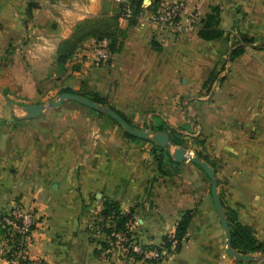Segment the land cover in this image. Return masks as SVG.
Masks as SVG:
<instances>
[{"label":"crops","instance_id":"obj_1","mask_svg":"<svg viewBox=\"0 0 264 264\" xmlns=\"http://www.w3.org/2000/svg\"><path fill=\"white\" fill-rule=\"evenodd\" d=\"M172 1L140 0L134 24L120 16L123 34L106 63H95V39L87 38L60 66L59 44L71 36L75 23L118 13L116 0H0V214L14 202L34 209L28 254L40 264L236 260L205 248V236L189 237L197 219L212 216L210 186L201 169L187 160L173 166L163 159L161 171L151 142L125 136L95 111L66 107L23 118L15 92L32 102L27 105L55 99L62 88L98 92L136 127L143 123L151 129L160 121L174 127L189 143L198 142L194 153L213 164L222 203L264 244V48L253 42L228 60L239 39L264 37V0H182V20L196 14L195 28L186 31L149 19L152 9ZM215 5L221 9L224 36L205 40L197 30ZM26 86L31 87L27 97L22 95ZM195 199L200 208L193 211L187 238L177 253L159 262L103 259L90 236L104 202L114 201L124 213L133 210L141 244L159 245L174 234ZM0 264H6L1 251Z\"/></svg>","mask_w":264,"mask_h":264},{"label":"trees","instance_id":"obj_2","mask_svg":"<svg viewBox=\"0 0 264 264\" xmlns=\"http://www.w3.org/2000/svg\"><path fill=\"white\" fill-rule=\"evenodd\" d=\"M125 5H129L130 7L131 12L129 15L124 14L123 8ZM139 5H140V0L138 1L132 0L130 3L120 2L118 13L113 14V15H107L101 20H99L100 22L93 21L94 19H90V22L87 23V21H89L87 20L86 22H83L77 27H75L71 36L60 42L58 51H57V59H56L57 63L60 66L63 65L74 54L78 46L87 38L107 39L109 43L108 45H109L110 51L113 52L116 49L118 38L123 34L122 30L118 26V18L120 16L128 17L129 23L134 24L136 21V17L139 14ZM220 13H221V9L219 6L215 5V6L210 7V12L207 13L206 16L201 20L200 22L201 25L199 29L197 30V34L200 38L205 39V40H212V39H219L224 36V30L219 26L220 18H221ZM254 41H255V38L252 37L249 39H242L240 42H236L228 54V60L232 61L233 59L238 57L240 54L244 52L245 46L252 44ZM61 92L78 93L70 88H62L60 90V93ZM82 95H84L85 97L89 98L90 100L102 106H108L114 109L129 124L132 125L131 121L128 118H126L120 111L116 110L112 106H109L106 97L102 96L98 92H89L87 94H82ZM88 108L92 111L98 112L100 115L106 114L102 111H97L90 107ZM117 125L120 126L119 124ZM151 129L157 132L166 133L169 137V141L171 142L173 146L184 147L183 141H182L183 137L181 133L176 131L174 127L169 126L165 122L160 121L157 125H152ZM124 135L134 140L138 139L136 137L129 135L125 131H124ZM152 145H153L154 153H156V151H159L156 157L159 161V167H160L159 169L161 171H162L164 157L166 158L165 160L169 162L170 164H172L173 166H178V164L181 163V161L175 162L172 159L169 151L165 147H159L153 143ZM163 149H164L163 152L165 156H163V152H162ZM195 156L204 160L207 164L213 167V164L210 162L207 156L203 155L200 152H196ZM194 165L197 166L196 164ZM198 168L201 169L200 167ZM202 171L204 172V170ZM224 210H225V214H226L229 227L231 230V234H232L233 249H235L236 251L240 253H244V254H252L256 252L263 253L264 244L258 241V239L256 238L254 234V230L250 226L240 222V220L238 219L237 213L234 209L224 207ZM192 212L193 211L191 209L184 210L179 220L176 222L175 232H174V237L178 242L176 247L174 248L176 251L179 250L181 242L184 239V236L187 232L189 222L192 218ZM99 214L104 218H111L112 221L115 223L114 225L116 229H124L127 221L133 216V210H130L129 212L124 213L119 209L118 204L116 202L106 201L104 202L103 207L101 208ZM163 244L166 248H169L170 242L168 241V237L163 238ZM101 245L105 246L104 243H101Z\"/></svg>","mask_w":264,"mask_h":264},{"label":"built area","instance_id":"obj_3","mask_svg":"<svg viewBox=\"0 0 264 264\" xmlns=\"http://www.w3.org/2000/svg\"><path fill=\"white\" fill-rule=\"evenodd\" d=\"M123 10L126 15L131 12L129 5H125ZM184 11L185 3L182 0L163 2L149 14V19L153 23L176 31L193 30L196 14L186 16L183 21ZM108 44V40L104 38L94 40L95 63L103 64L111 58L112 52ZM36 221L34 209L20 202H14L7 211L0 214V251L5 256L6 264H40L37 260L31 259L28 254V244L31 241V233ZM136 222L137 218L133 215L125 224L124 229H116L111 218L97 215L91 226L90 236L99 243L101 258L109 259L111 256H116L129 262H154L167 254L169 249L176 247L178 242L174 234L168 237L169 248L164 246L163 241L156 246L141 244L134 232Z\"/></svg>","mask_w":264,"mask_h":264},{"label":"water","instance_id":"obj_4","mask_svg":"<svg viewBox=\"0 0 264 264\" xmlns=\"http://www.w3.org/2000/svg\"><path fill=\"white\" fill-rule=\"evenodd\" d=\"M64 100H72L75 102H78L80 104H83L87 107H90L92 109H95L97 111H102L106 113L109 117H111L117 124H119L125 132H127L129 135L136 137L141 140H145L148 142H151L159 147H165L172 159L175 162H180L183 160H188L194 164H196L198 167H200L204 172L206 173L209 182H210V195L212 198V202L214 205V208L217 212L220 224L222 229L225 233V253L231 257H234L241 261L246 262H263L264 263V255H257V254H244L236 251L232 247V234L229 227V223L222 205L221 198L217 191V180L215 177V170L213 167H211L209 164H207L204 160L200 159L199 157L193 155L192 153L188 152L185 148L179 147L174 148L171 142L169 141V137L164 132H157L153 131L149 128H142V127H134L131 124H129L118 112H116L114 109L108 107V106H102L89 98L85 97L82 94L73 93V92H61L58 96V98L54 101H51L47 105L43 104H29L23 108L25 111V114L23 115V118H34L41 114V112L49 107H58L62 104ZM6 104H8L10 107H12V103H10L7 99H5Z\"/></svg>","mask_w":264,"mask_h":264},{"label":"rangeland","instance_id":"obj_5","mask_svg":"<svg viewBox=\"0 0 264 264\" xmlns=\"http://www.w3.org/2000/svg\"><path fill=\"white\" fill-rule=\"evenodd\" d=\"M120 2L121 1H117L116 0V3H117V9H119V4H120ZM152 10H154V9H152ZM105 16H107V15H103V14H98V15H90V16H88V17H86V18H84V19H81V20H79V21H77L76 23H75V25H74V28L75 27H77L78 25H80L81 23H83V22H86L87 20H89V21H87V23L88 22H90V19H94L93 21H99V20H101L102 18H104ZM100 22V21H99ZM241 41V39H239L238 40V42H240ZM254 42H256V46L255 47H260V48H264V37H262V38H260V40L258 41V38H255V41ZM250 45V44H249ZM63 70V69H62ZM62 70H60V72L62 71ZM28 89L24 92V93H22V95H24V96H29L30 95V92H29V88H31L30 86H26ZM54 97H56L55 99H47V100H44V101H42L41 103L43 104V105H47V104H49L51 101H54V100H56L57 99V97L58 96H54ZM13 101L15 102V103H17L18 105H21L22 106V108L21 109H23L28 103H32L29 99H27V98H23L21 95H17L16 94V92H15V94H13ZM66 107H70V108H74V107H76V108H80V109H82V110H86V112H94V111H92V110H90L87 106H85V105H82V104H80V103H78V102H75V101H70V100H64L63 102H62V104L60 105V106H58V107H49V108H46V109H44V110H55V111H58V110H60V109H64V108H66ZM46 112H48V111H44V113H41V114H46ZM101 119H102V121L104 122H109V123H113V121H112V119H110L106 114H103V116H101ZM115 124V123H114ZM139 125H142V126H137V127H144L145 126V124H139ZM136 126V125H135ZM120 128H122V127H120ZM122 130H123V128H122ZM189 137V136H188ZM182 141H183V145H184V147L183 148H185L188 152H190V153H192L193 155H195V150H196V146L197 145H199L198 144V142H195V141H193V142H191V143H189L188 142V138L187 139H184V138H182ZM193 146H195L194 148H193ZM175 148H179V147H175ZM164 151V149L162 150V152ZM161 156V155H160ZM163 156H165L164 155V152H163ZM166 158L164 157V160H165ZM166 161V160H165ZM182 162V161H181ZM187 162H189V163H191L190 161H188L187 160ZM214 164H215V162H214ZM169 166H170V164H169ZM162 167L163 168H166V164L163 162V165H162ZM170 168H173L172 167V165L170 166ZM173 171V173H174V170H172ZM176 173V172H175ZM174 173V174H175ZM204 177H205V182H206V186L207 187H209L210 186V182H209V180L207 179V177L204 175ZM174 178V177H173ZM207 191L208 192H210L209 191V188L207 189ZM222 193H224V192H222ZM224 201H226V199H224ZM195 202H196V205H194L192 208H186L185 210H187V209H191L192 211H194L195 209H199L200 207H199V202L197 201V199H195ZM224 205V204H223ZM214 205H212L211 204V206L209 207V212H211V214H212V216L211 217H209L210 216V214H208V215H206L205 214V218L203 219L202 217V219L200 218V219H197L196 220V225H193V227H192V229H193V232H191L190 231V234H189V237H194L193 235H194V233H196V235H202V236H205V238H206V241H205V248H207V249H209V251H213V252H215V254H217V253H219V254H221V255H227L225 252H224V247H225V234L222 232V230H221V228H220V226L219 225H221L220 224V221H218L219 220V218H218V215H217V212L215 211V208L213 207ZM225 207V206H224ZM223 207V208H224ZM202 210H207V208L206 207H203L202 208ZM225 211V210H224ZM192 216H193V212H192ZM217 218H218V220H217ZM191 221V220H190ZM94 222H95V220H94ZM94 222L91 224V226H93V224H94ZM190 223V222H189ZM213 223V224H212ZM214 223H215V225H217V229L216 228H214ZM90 226V227H91ZM135 226H136V224L134 225V228H135ZM89 231L91 232V228L89 229ZM185 238H187V236L185 235L184 236V239ZM94 240V239H93ZM182 243V242H181ZM182 245V244H181ZM181 245H180V248H181ZM180 248H179V250H180ZM178 250V251H179ZM175 252H176V250L175 249H169L168 250V253L167 254H175ZM177 253V252H176ZM167 254H164V255H162V257H166V255ZM252 254H257V255H264V251H263V253H259V252H256V253H252ZM119 258H121V259H124V258H122V257H119ZM162 260V258L161 259H159L158 261H155V262H159V261H161ZM234 260H236L235 262H236V264H241V261H238L237 259H235L234 258ZM258 263H260V264H264L263 262H254V263H251V264H258Z\"/></svg>","mask_w":264,"mask_h":264}]
</instances>
